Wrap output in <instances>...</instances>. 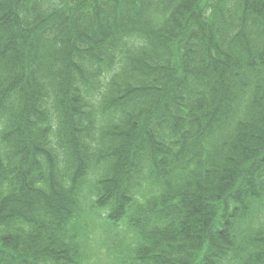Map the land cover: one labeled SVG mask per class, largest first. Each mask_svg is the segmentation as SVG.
Listing matches in <instances>:
<instances>
[{
    "label": "trees",
    "instance_id": "trees-1",
    "mask_svg": "<svg viewBox=\"0 0 264 264\" xmlns=\"http://www.w3.org/2000/svg\"><path fill=\"white\" fill-rule=\"evenodd\" d=\"M92 240L264 264V0H0V264Z\"/></svg>",
    "mask_w": 264,
    "mask_h": 264
},
{
    "label": "rangeland",
    "instance_id": "rangeland-1",
    "mask_svg": "<svg viewBox=\"0 0 264 264\" xmlns=\"http://www.w3.org/2000/svg\"><path fill=\"white\" fill-rule=\"evenodd\" d=\"M115 239H117L118 236V241L122 240L123 238L129 237L131 239L133 237L132 232H129L128 230L124 229H119L117 233L113 232ZM94 236H99L100 232L95 230L94 234H92V237ZM117 235V236H116ZM92 242L96 243V246L93 248V245L90 246L92 249L93 254L90 255L88 258L87 264H114L113 262L108 261V255L106 254L105 247L104 245L97 243L92 240ZM118 245H123V244H118Z\"/></svg>",
    "mask_w": 264,
    "mask_h": 264
}]
</instances>
